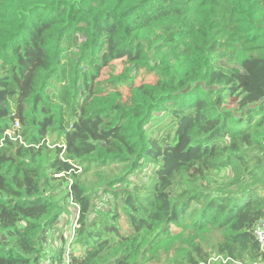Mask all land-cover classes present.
<instances>
[{
	"label": "trees",
	"instance_id": "1",
	"mask_svg": "<svg viewBox=\"0 0 264 264\" xmlns=\"http://www.w3.org/2000/svg\"><path fill=\"white\" fill-rule=\"evenodd\" d=\"M0 177V264H264V0H0Z\"/></svg>",
	"mask_w": 264,
	"mask_h": 264
},
{
	"label": "rangeland",
	"instance_id": "2",
	"mask_svg": "<svg viewBox=\"0 0 264 264\" xmlns=\"http://www.w3.org/2000/svg\"><path fill=\"white\" fill-rule=\"evenodd\" d=\"M122 63L120 61H118L116 63V69L120 72L122 70ZM124 96V97H123ZM123 99H126L127 98V95L124 93L122 95ZM16 125V121L13 125V128H17V129H20L21 126H20V123L18 124V126H15ZM16 129V130H17ZM57 134L53 135V136H50L48 140H46L47 144L51 147H53L54 145H52V143H54L55 141V138H56ZM61 142V141H60ZM58 146V145H56ZM52 153V152H51ZM48 169V174L49 176L53 173V169L52 168H49L47 167ZM155 171L154 167L152 164L148 163L145 168H143L142 172H141V181L142 180H146L149 175L153 174ZM80 172V171H79ZM91 170L89 171V178H87V185L89 187H94L96 186V183H93L91 182V178L95 177L92 173H90ZM54 177L56 176H60L62 178H66L63 176V174H53ZM88 177V176H87ZM2 177H0V184L2 182ZM61 183V180H58V181H54L53 184H60ZM1 187V186H0ZM61 190L63 191L61 193L60 196H63L64 194L67 195V187L66 185H64V182L62 183V187H61ZM60 192V190H58ZM50 192L45 190V195L47 196ZM63 194V195H62ZM96 194V193H95ZM106 199H113V196L111 195L110 197H106ZM71 200V199H70ZM65 213L63 214V217L61 218V221H59V223L56 224L55 226V229L48 233L47 236H46V244H45V247H44V250L45 252L47 253V255L49 257H51V255L54 254V252L58 251L60 249V246L62 244H64V239H66V241L68 242V246H72V250H74L75 248V251L76 253L80 254L83 252V248L82 247H78V246H74L73 247V243L71 244L70 242V239H69V236L72 235L71 233V227L73 224H75L78 216H79V208L78 206L75 204V203H71V201L65 206ZM76 226H74L75 228ZM3 237L7 238V239H11V235L9 234H5ZM70 252H71V248H68L67 250V253L65 256H70ZM49 259V258H48ZM49 262V261H48Z\"/></svg>",
	"mask_w": 264,
	"mask_h": 264
},
{
	"label": "built area",
	"instance_id": "3",
	"mask_svg": "<svg viewBox=\"0 0 264 264\" xmlns=\"http://www.w3.org/2000/svg\"><path fill=\"white\" fill-rule=\"evenodd\" d=\"M18 124H19V121L16 120L15 126H18ZM15 129H17V128H13L12 130L6 131L5 136H8V137L14 138V139L19 138V136L18 137L14 136L15 133L13 130H15ZM74 226H76V224ZM75 229H76V227L75 228L73 227L71 239H73L75 234H76ZM254 234H255V237H256L257 241L259 242V244L261 245L262 250L264 252V216L257 222ZM70 242H72V240ZM69 257L70 256H65L63 259V262L58 263V264H67L69 262ZM49 263L50 262H47V264H49ZM254 264H256V263H254Z\"/></svg>",
	"mask_w": 264,
	"mask_h": 264
}]
</instances>
